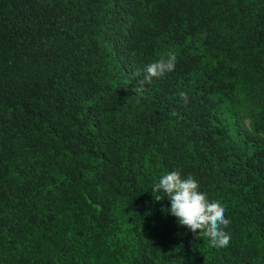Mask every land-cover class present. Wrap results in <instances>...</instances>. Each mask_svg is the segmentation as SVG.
Instances as JSON below:
<instances>
[{
  "label": "trees",
  "instance_id": "1",
  "mask_svg": "<svg viewBox=\"0 0 264 264\" xmlns=\"http://www.w3.org/2000/svg\"><path fill=\"white\" fill-rule=\"evenodd\" d=\"M174 170L227 247L155 200ZM0 264H264V0H0Z\"/></svg>",
  "mask_w": 264,
  "mask_h": 264
},
{
  "label": "clouds",
  "instance_id": "2",
  "mask_svg": "<svg viewBox=\"0 0 264 264\" xmlns=\"http://www.w3.org/2000/svg\"><path fill=\"white\" fill-rule=\"evenodd\" d=\"M176 57L169 53L145 66V75L140 86L135 91H142L145 83L160 79L167 73L174 71ZM185 103L187 94H179ZM162 192L161 196H154L156 201L167 197L170 208L168 213L177 218L178 224L189 229L197 240L207 238L209 245L214 248H225L229 245L231 236L225 231L231 221L225 217V208L218 201H209L206 194L199 191L198 181L189 175L184 178L179 170L163 174L154 184L152 193ZM198 232V235H197Z\"/></svg>",
  "mask_w": 264,
  "mask_h": 264
}]
</instances>
